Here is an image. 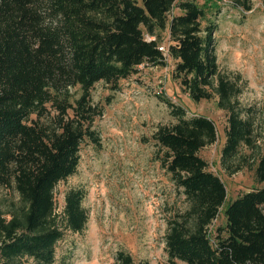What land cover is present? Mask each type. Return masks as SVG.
<instances>
[{
	"label": "trees",
	"instance_id": "trees-1",
	"mask_svg": "<svg viewBox=\"0 0 264 264\" xmlns=\"http://www.w3.org/2000/svg\"><path fill=\"white\" fill-rule=\"evenodd\" d=\"M232 1L252 9L249 0ZM214 8L210 16L198 0H0V264H54L65 231H85V192L70 190L59 215L56 188L77 173L82 144L100 143L95 122L103 109L92 90L101 81L117 89L145 63L165 66L159 47L166 30L183 89L197 103L218 96L228 113L223 166L231 174L256 166L264 183V154L243 156L246 163L233 167L242 147L261 146L254 109L240 102L242 75L220 70L222 8ZM163 102L177 121L160 126L153 139L188 202L168 222L165 264H264V187L228 204L226 226L212 240L227 189L199 153L217 142L216 125ZM115 264L150 263L121 250Z\"/></svg>",
	"mask_w": 264,
	"mask_h": 264
},
{
	"label": "rangeland",
	"instance_id": "rangeland-1",
	"mask_svg": "<svg viewBox=\"0 0 264 264\" xmlns=\"http://www.w3.org/2000/svg\"><path fill=\"white\" fill-rule=\"evenodd\" d=\"M137 1L142 5V0ZM198 4L210 16L215 6L222 8L215 34L218 64L222 73L231 78L242 75L240 102L254 109L261 148L252 152L242 147L235 167L246 163L243 156L252 161L264 154V0H249L250 11L236 7L232 0H198ZM161 36L160 46L168 47L169 31ZM175 67L176 61L168 57L165 66H139L137 73L119 81L117 89L103 81L93 88V103L103 109V116L95 122L100 143L86 140L82 144L77 173L56 188L59 215L66 194L72 189L83 190L89 220L83 233L65 231L57 244L54 264H115L121 250L136 263L169 261L168 222L186 210L188 202L163 166V155L153 139L160 126L177 121L163 99L184 108L189 117L206 116L216 125L217 142L199 153L227 189L226 204L210 227L212 240L217 229L226 226L224 212L228 204L246 192L264 187L256 179V166L235 174L225 169L222 150L228 113L218 107V96L194 102L176 78ZM176 263L186 264L179 260Z\"/></svg>",
	"mask_w": 264,
	"mask_h": 264
},
{
	"label": "built area",
	"instance_id": "built-area-1",
	"mask_svg": "<svg viewBox=\"0 0 264 264\" xmlns=\"http://www.w3.org/2000/svg\"><path fill=\"white\" fill-rule=\"evenodd\" d=\"M154 38L149 37L148 40H153ZM160 51L163 53L164 57L166 58V60L168 59V57H170L169 55V48L166 46H160L159 47Z\"/></svg>",
	"mask_w": 264,
	"mask_h": 264
}]
</instances>
